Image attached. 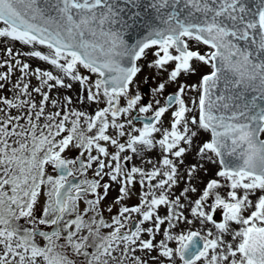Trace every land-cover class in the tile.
I'll list each match as a JSON object with an SVG mask.
<instances>
[{
  "label": "snow or ice",
  "instance_id": "snow-or-ice-1",
  "mask_svg": "<svg viewBox=\"0 0 264 264\" xmlns=\"http://www.w3.org/2000/svg\"><path fill=\"white\" fill-rule=\"evenodd\" d=\"M0 46V264H264V0H0Z\"/></svg>",
  "mask_w": 264,
  "mask_h": 264
},
{
  "label": "rangeland",
  "instance_id": "rangeland-1",
  "mask_svg": "<svg viewBox=\"0 0 264 264\" xmlns=\"http://www.w3.org/2000/svg\"><path fill=\"white\" fill-rule=\"evenodd\" d=\"M0 47H2V46H0ZM16 47H19V45L17 44ZM3 55H4V53L2 51H0V59H2ZM28 62L31 63V64H33L34 67L35 66H45L46 67V65L42 61L29 60ZM3 70L4 69H0V71H3ZM19 75H20V73L18 71L17 72H14L13 73V80H15V78L17 76H19ZM150 75H152V73H150L149 71L146 70L144 72V76H150ZM33 83H37V82L35 80H33ZM150 86H155V85L151 81L149 82V84H141V91L145 95V99H150L151 98ZM146 88H148V89H146ZM169 91H172V89L170 88ZM6 94L10 95V93H5L3 90H0V95H6ZM53 95H59V94L54 92ZM65 95H74V93H72L71 91H69V92L65 93ZM37 99H38V97H37ZM0 107H2V105H0ZM137 163H138V161H137ZM89 175H91V173ZM115 196H116V192L114 190H110L109 197H108V199L106 201V204L111 203L112 202V199H114ZM135 202H136V196L134 194L132 200L128 201V203L129 204H132V203H135ZM114 212H115V210H114ZM107 215L108 214L105 213L106 218H107Z\"/></svg>",
  "mask_w": 264,
  "mask_h": 264
},
{
  "label": "water",
  "instance_id": "water-1",
  "mask_svg": "<svg viewBox=\"0 0 264 264\" xmlns=\"http://www.w3.org/2000/svg\"><path fill=\"white\" fill-rule=\"evenodd\" d=\"M146 89H148V88H146Z\"/></svg>",
  "mask_w": 264,
  "mask_h": 264
}]
</instances>
